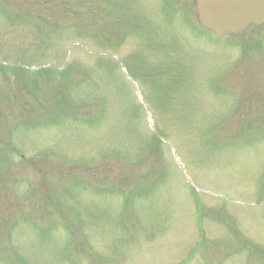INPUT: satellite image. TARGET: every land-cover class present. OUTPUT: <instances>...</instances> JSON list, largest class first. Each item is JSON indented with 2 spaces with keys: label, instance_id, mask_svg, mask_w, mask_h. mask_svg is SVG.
<instances>
[{
  "label": "rangeland",
  "instance_id": "rangeland-1",
  "mask_svg": "<svg viewBox=\"0 0 264 264\" xmlns=\"http://www.w3.org/2000/svg\"><path fill=\"white\" fill-rule=\"evenodd\" d=\"M193 0H0V264H264V25Z\"/></svg>",
  "mask_w": 264,
  "mask_h": 264
},
{
  "label": "water",
  "instance_id": "water-1",
  "mask_svg": "<svg viewBox=\"0 0 264 264\" xmlns=\"http://www.w3.org/2000/svg\"><path fill=\"white\" fill-rule=\"evenodd\" d=\"M196 11L200 24L217 34L264 23V0H196Z\"/></svg>",
  "mask_w": 264,
  "mask_h": 264
},
{
  "label": "trees",
  "instance_id": "trees-1",
  "mask_svg": "<svg viewBox=\"0 0 264 264\" xmlns=\"http://www.w3.org/2000/svg\"><path fill=\"white\" fill-rule=\"evenodd\" d=\"M194 5V4H193Z\"/></svg>",
  "mask_w": 264,
  "mask_h": 264
}]
</instances>
